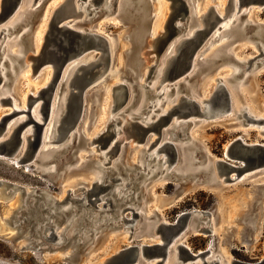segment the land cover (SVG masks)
<instances>
[{
  "label": "rangeland",
  "instance_id": "obj_1",
  "mask_svg": "<svg viewBox=\"0 0 264 264\" xmlns=\"http://www.w3.org/2000/svg\"><path fill=\"white\" fill-rule=\"evenodd\" d=\"M47 1L51 0H46L44 8H47L49 4ZM190 2L189 6L186 0L185 3L183 0H144L141 21L139 19L132 21L118 16L121 6L119 7L117 3L116 8L115 0H111V3H107V0H96L95 3L92 0H78V4L83 9V15L75 16L76 19L69 17L66 20H71L70 25L76 28L80 26L93 29L90 27L98 23L101 30H94L101 32L108 41L107 68L98 79L87 82L80 90L66 84L70 81L68 78L71 79L74 73L70 76L71 73L66 72L62 81L60 82L61 78L58 80L57 84L60 83L57 85L54 99L56 116L48 136L51 137L53 134L52 130H55L57 125L56 120L58 119L60 124L62 118L61 124L66 130V139L52 141L45 145L41 157L36 158L34 162L38 169L24 165L21 159L16 163L11 161V156L4 152L8 146L0 142V190H2L0 191V222L8 228L0 231V264H78L82 258L86 260L83 264H128L134 254L128 246L156 242L152 241L150 236L157 237L158 233L144 235V231L152 229L154 225L150 221H154L157 225L162 217L168 222H173L180 212L192 209L207 211L210 214V220H208L211 226L209 232H190L184 236L183 241L191 252L198 253L205 250L209 252V249H215L214 255L212 253L210 259L208 257L205 259L208 262L220 257V264L229 262V255L232 261L243 262H256L264 257V166L242 170L237 178H235L237 171L231 170L227 175L232 180L225 181L223 177L226 171H224L221 177L217 176V181L213 184L200 183L201 179L207 180L208 175L205 172H201L203 174L201 178L198 177L199 175H193L190 180H182L164 177L167 170L161 172L156 170V174L148 179L146 178L151 173L138 177L136 179L138 183L133 189L130 187L131 184H128V181L132 179L130 175L138 170H144V164L151 172L156 168L160 169L161 159L165 157L162 149L168 142H181L186 145L193 142L195 148H200L195 154L192 146L186 147L187 156L190 159L180 170L184 173L196 171L204 164L209 165L208 158L225 160L224 150L236 137H239L240 143L232 146L233 154L246 160L248 164L264 160L263 154L244 146L264 142V133L259 132L261 125L264 129V123L243 124L238 118L241 116L239 108L244 106L248 107L251 115L257 114L255 117L264 115H258L264 110V56L258 51L259 47L264 51V39L262 40L256 34L259 28L264 30V4L249 3L238 6L237 0H190ZM196 4H198V11L203 9L205 17L212 13V18L207 22L209 26L219 23L231 9L234 10L230 12L237 13V18L228 24L226 39L225 37L218 39L215 36L207 40V26L204 39L200 45L196 46V49L182 50L178 56L179 59L171 68L172 73L182 70V73L176 76L179 78L175 79L177 83L173 84V78L170 81L164 79L160 83H168L166 93L160 96L164 100L148 109V102L155 101L156 93H158L154 84L157 85L160 80L158 68L169 45L166 50L165 46L172 38L175 40L183 36L189 28H196L199 24L196 18L191 25L187 23L190 13H193L195 17L192 7L194 8ZM23 5H26L25 2ZM10 7L11 0H0V20ZM189 7L191 10H187ZM251 7L257 9H252L250 13ZM100 8L105 10L98 16L95 11ZM219 10L222 13L221 16ZM119 13L121 14V11ZM39 18L29 19L27 26L30 33L36 31ZM8 19L9 17L0 21L2 28L7 25L5 22ZM181 22H184L185 26L175 31V27ZM235 24L243 28L241 34L233 37L231 32ZM9 26L14 33L5 40L10 44L18 38V43L12 47L15 49L21 46L19 36L26 27L22 26L14 30V26L10 24ZM154 27H157L158 32L154 36H149V30ZM4 30L9 32L5 27ZM55 36L57 42L66 43L63 35ZM1 38L4 40V37ZM152 39H154L153 44L150 41ZM6 42L3 41V44ZM221 43L223 44L220 51L231 48L235 53L233 57L240 59L244 66H247L245 72L241 74L240 70L236 74L238 76L236 80L230 79L226 83L237 97L235 102L237 112L219 113L210 118L197 115L182 118L175 113L173 114L174 119L176 118L174 126L171 125L172 116L171 120L164 124L159 122L141 126L125 124V129L122 130L124 133L122 131V134L119 133L117 129L123 117L134 112L137 115L136 120L151 114L155 119L167 104L172 106L177 104L178 94L190 95V92L195 90L196 93L202 91L204 95H209V91L214 90L217 78L228 75L232 70L237 71L239 64L224 57H219L217 62L216 60L211 62L209 67L200 68L201 62L205 61L204 63L208 64L209 53L215 51ZM196 50L195 57L199 63L193 70L186 72L191 60L190 56L192 57ZM90 54L92 57L97 55L95 51ZM185 54H187L186 61H181ZM3 55L1 48L0 58ZM27 63V59L23 58L15 64L12 75L9 72L8 78L6 75L3 78L4 81L7 80L4 85L11 94L7 96L10 98L14 96L17 101L15 106L0 103V125L16 116H19L22 123L30 122L27 117V112L33 105H30V98L39 101L40 97H44L43 107L46 105L45 92L53 78L52 68L45 64L33 72L30 67L31 75L26 77L21 71ZM9 65L11 66L12 63L8 61L4 63V71ZM98 68L89 67L84 73L77 74L76 82L87 80ZM134 73H138V79L137 74ZM125 79L143 83L146 88L140 97L136 90V96L131 98L130 95H133V92L130 91L124 101L121 99L119 105L111 109L112 86L116 83H124ZM73 81L75 82V78ZM231 84H235V87ZM185 85L189 87V90L183 88ZM148 87L152 88L153 92L156 90L154 96L150 90H146ZM66 88H68V94L62 110V92ZM143 92H150L152 96L144 97ZM24 96L26 103H24ZM119 112L121 113L117 114ZM113 116L118 120H112ZM36 121L41 123L40 119ZM179 124H182V130L173 139ZM58 128L63 127L58 125ZM166 128L170 130L168 129L167 133L164 131L168 137L164 139L163 130ZM56 132L57 130L54 136ZM68 134L69 137H67ZM153 150H156L154 153L156 158L148 163L146 155L153 153ZM203 153L207 155L205 163H203ZM31 160L26 163H33ZM53 166H56V169ZM111 166H114L113 172L104 176V181H99L103 170ZM39 169L52 172H41ZM130 169H132L131 172L128 171ZM95 175H99V178H93ZM135 177L136 175L133 178ZM209 182L212 181L209 179ZM119 188L125 193L126 191L129 193L130 190V196L119 199L120 194H117ZM114 198L117 199L116 202ZM32 206L38 212L29 208ZM127 207H132L133 210ZM120 209L124 211L121 213ZM60 210L64 211L62 217L50 224L54 213ZM74 210L86 220L92 216L96 219V221L92 219V223L88 224H92V227L86 226L89 228L88 232L85 236L83 235L85 238L80 240L74 229L70 232L71 234L69 233L73 224L71 221L75 219ZM47 213L50 214L49 217ZM143 215L146 221L144 229L141 226ZM122 217L132 220L133 232L137 234L131 235L129 243L125 241L124 235H129L130 228L122 221ZM86 227L80 228V238ZM212 229H214L213 232ZM81 240L84 242L81 243ZM21 241L25 243L31 241L34 244H28L27 247L20 249L18 244ZM222 248L225 251H221ZM120 250L121 252H117ZM61 251H71V254L67 257H59L58 254ZM43 254L47 256L43 258ZM153 260H140L136 264H149ZM197 261L196 257L185 263L205 264L200 260Z\"/></svg>",
  "mask_w": 264,
  "mask_h": 264
},
{
  "label": "water",
  "instance_id": "obj_2",
  "mask_svg": "<svg viewBox=\"0 0 264 264\" xmlns=\"http://www.w3.org/2000/svg\"><path fill=\"white\" fill-rule=\"evenodd\" d=\"M35 1L36 0H31V3L29 5L30 9H29L26 17L20 21H17V23L15 24L14 30H18L22 26L26 27V29L24 31H22L20 36H19V42L22 45V51L28 52L26 56H28L30 58V64H31L30 67H31L32 71L36 72L43 65L47 64L52 68L53 78H52L51 82L49 83V85L47 86V89L45 92V95L47 97L45 107H43L44 97H40L39 101H38L39 102L38 113L40 115L39 119L41 120V123H39L38 121H36V119H34V117L31 114V109H30L27 112V117L29 118L30 122L22 123V121H21L13 129L12 133H10V135L7 138L0 139V142H3L5 145L8 146V148L6 150H4V152L8 153L10 155L12 149H14L18 145L20 129L23 127V125L25 123H30L32 125V137L28 141L25 154L23 155L22 158H20L21 161H24V163L31 157L34 149L36 148V146L38 144L40 128L42 127V125L45 121V117H46L47 112H48V105H49V101H50V96L53 92V89H54L58 79H59V76H60V73H61L63 66L71 60L80 59V58L88 56L92 51H95L97 53L96 56L91 57V59H89L86 63H82L81 65H79V70L77 72H75L70 79L69 85L80 90L84 87V85L87 82L95 81L96 79H98L106 71L107 63H108L107 62L108 61V58H107L108 41L104 37V35L101 32H97L94 29L82 28V30H80V29L74 28L71 25H69L67 23V21H65L67 19V18H65V16L68 12H67V9L64 8L63 6L54 9V12L50 14L48 21H47V26H46L40 47L37 49V51L35 53L30 52V50L32 49V45H33V39H32V34L29 31V26H27V24H28L29 19H32L34 17H36L37 19L39 18V16L41 15V13L43 11L44 6H45V2H46V0H39L38 3H36ZM92 1L94 3L96 2V0H92ZM131 1L132 2L130 5H125L122 7L121 14L119 13L118 16H120L122 19H129L132 21L139 19L141 21L142 18H140V17H141V13L143 10L144 0H141V1L140 0H131ZM183 2L185 3V0H183ZM237 2H238V6L247 5L249 3H256L258 5L264 4V0H237ZM19 4L20 5L23 4L22 0H11V7H10L9 11L4 16H2L3 18H1V19L3 20L4 18L10 16L14 12L16 6ZM104 10H105L104 8H100L99 10L95 11V13H98V16H99L103 13ZM210 18H212V13H209L206 17L205 16L203 17L201 27L194 30V32L192 33L191 36L184 37L181 40V42L179 43V45L176 48L175 54L167 60L166 67H165L164 72H163V78L172 79V78H174L177 75H180L182 73V70L178 71L177 73L176 72L172 73L171 68L173 67L175 62L179 59L178 56L182 53V50L184 48H186L187 50L188 49L194 50V49H196L197 45H200L201 41L204 39L203 36L205 35V30H206L207 26H208V33L212 28V26L211 25L209 26V23H207ZM183 24H184V22H181L179 25H177L175 27V31H178L179 28L181 29ZM260 26H262V25H260ZM246 28H245V30L247 31ZM259 30L261 32V35L264 36V30H262L260 28H259ZM57 34L63 35L66 38V40H65L66 43L62 44L60 42H57V39L55 36ZM140 34H141V32L139 33V35ZM152 40H154V39H152ZM24 41H25V43H23ZM152 44H153V41H152ZM258 51L264 56V51H262L260 49ZM186 55L187 54L182 56L181 61H186V59H187ZM190 58L192 59L191 56H190ZM260 60H262V59H260ZM189 64H190V62H189ZM189 64H188V66H189ZM89 67H99V68L95 73L90 75L87 78V80H85V81L82 80L80 82H76L77 74L84 73V71L86 69H88ZM74 78H75V82L73 81ZM112 88H113V93H112L113 106L111 107V109H114L115 107H117V105H119L121 99H122V101H124L127 98L130 91L133 92V97L136 96L135 92L137 90V82H132L128 79L127 80L125 79L124 83L123 82L122 83H116L112 86ZM146 95L150 96L149 93H146ZM186 98L187 99H183L180 102V104L177 105V107H174V109H172L170 112L171 113L175 112V113H177V115L179 117H182V118L185 117L186 115H188L189 113L191 114L193 112L197 113L199 115H204L205 117H212L215 114L224 113L225 111H227V109H229L230 100H229L227 90H226L223 83H218L217 89L214 93V99L212 102L213 103L212 107H209L206 110L201 109V110L197 111L196 101L193 100L191 97H186ZM10 101H11V98L7 95L0 97V103L10 104ZM36 101L37 100L35 98H30V103H31L30 105H32ZM170 112H167L165 114H159L155 119H153L147 123H141L140 120H136L137 115L133 114L132 117L130 118V121H128L127 126H130V125H135V126L149 125V124L156 123V122H159V124L168 123V120L170 118ZM120 113L121 112H119L117 114H120ZM242 117H244L245 121L251 120L250 115L248 116V115L243 114ZM238 118L240 119L241 123H243V124L246 123L241 119V117H238ZM115 119H116V117H115ZM115 119H112V120H115ZM61 121H62V118H61ZM256 121L263 124L264 123V115L260 119H257ZM5 124H6V122H3L2 125H0V133L2 132ZM180 131L181 130H179V129L176 130L174 132L175 136L173 138H176V135L178 133H180ZM259 132L261 134L264 133L263 126L261 127ZM237 143H240L239 137L232 139L228 143V145H227V147L223 153V157H225V160H223V159H216L215 160V170L217 171V173L223 174L224 171H226V175H225V177H223L224 181L225 180H232V178L228 177V175H227L231 170L237 171V173L235 175V178H237V177H239L242 170H245L247 168L249 169L251 167H262V166H264V160L263 159L255 162L253 164H248V163H246V160H243L239 156L233 154L231 152V148L233 145H235ZM244 146L245 147H251V148L257 150L259 153L263 154V156H264V142L254 143L251 145H244ZM175 148L176 147L172 142L166 143V145L163 147L162 150H163L164 154L166 155L167 163H170L172 160L178 158L179 151H177V149H175ZM29 166L32 167L31 164ZM114 166H115V164H114ZM114 166L106 167V169L103 170L102 176L100 177L99 181H101V182L104 181V179H105L104 176L109 175V173L111 174L113 172ZM124 168L127 169V167H124ZM128 171L131 172L132 169H130ZM120 173H122V171H120ZM137 174L138 175L135 178H132L129 180V183L131 184V186H130L131 189L136 187V184L138 183V182H136V179L140 176H143L142 173L137 172ZM154 174L155 173H152L146 179L153 176ZM193 175H196V174L195 173L183 174V173L175 172L171 169L169 172H166L164 174V177H168L170 179H182V180L188 179V180H190ZM198 175H199V178L203 177V174H201V173L197 174L196 176H198ZM215 182L203 181V179H201L200 183H211V184H213ZM131 198H132V196H131ZM119 199H120V197H119ZM116 200L117 199L114 198L115 202H116ZM29 208L31 210L37 211V209L34 206L29 207ZM127 208L133 210L132 207H127ZM53 211H55V209H53ZM74 212L75 213L73 215L76 214L75 210H74ZM63 214H64L63 210L56 211V213H54L53 219H52L50 224L57 221L58 218L62 217ZM49 216H50V214L47 213V217H49ZM209 216H210V214L207 211H202V210L200 211V210H193L192 209L190 211L180 212L178 215H176L173 222H168V221L159 222L157 225V231H158V235L160 237L161 242L160 243L153 242V243H150L147 245L146 244H140V245L128 246V248H130V250H132L134 253L133 258L128 262V264H132L134 261H136L138 249H141V255H142L144 260L154 259L153 264H162L163 260L165 258V254H166V246H167L168 242L173 237H175L177 235L183 236V235H186L187 233H190V232H201L202 233V232H207V231L209 232L210 231L211 224L208 220ZM158 218H160V217H158ZM122 220L123 221H129L130 219L122 218ZM84 222H87V220L85 218H82V216L80 215L78 220H77L76 226H78V227L83 226ZM128 227L130 228V226H128ZM70 234H68V235H70ZM128 234H129V238L131 237V235H133V236L137 235V234H134L133 228L130 232H128ZM78 240H79V238H78ZM82 242H84V241H81V243ZM28 244L33 245L34 243L31 241H28L27 243H25L24 245H20L19 247H20V249H23V248L27 247ZM176 247H177L178 258L182 262L185 261L186 259H188L190 261L193 257L196 256V254H203V253L208 252L207 250H205L203 252L193 253L183 243H178ZM117 252H121V250L117 251ZM138 261H140V260H138ZM178 264H180V263L178 262ZM186 264H191V263L189 262ZM211 264H216V262H213ZM228 264H264V257L257 260L256 262H243V261H238V260H233V261L231 260L230 263H228Z\"/></svg>",
  "mask_w": 264,
  "mask_h": 264
},
{
  "label": "bare ground",
  "instance_id": "obj_3",
  "mask_svg": "<svg viewBox=\"0 0 264 264\" xmlns=\"http://www.w3.org/2000/svg\"><path fill=\"white\" fill-rule=\"evenodd\" d=\"M39 0H36L35 2H38ZM85 1V0H84ZM187 2H188V4H189V6H190V4H191V2H190V0H186ZM25 2V6L22 4V5H17L16 6V8H15V10H14V12L10 15V16H8L9 17V19L5 22L7 25H5L4 27L5 28H7V30L9 31V32H7V31H5L4 30V27L2 28L1 26H0V49L2 48V52H4V55L2 56V58H0V97H2V96H4V95H11L10 94V92L7 90V88H5V83L7 82V80L6 81H4L3 80V78H4V76L6 75L7 76V78H8V73L10 72V74L12 75V71H13V68H14V66H15V64L16 63H19L20 61H22L23 60V58L24 59H27V61H28V63L26 64V66L22 69V71H21V73L22 74H24V75H26V77H30V75H31V73H30V71H29V68H30V58L28 57V56H26V52H23L22 51V45L20 46V47H18V48H15V49H12V47H15V45L18 43V38H17V40H14L12 43H8V42H6V40H5V38L6 37H8L9 35H12V33H14V31L11 29V27L9 26V24L10 25H12V26H14L13 28H15V24L17 23V20L18 19H20V20H22V19H24L25 17H26V15H27V13H28V11H29V9H30V7L28 6V5H30V3H31V0H22V3H24ZM47 2H49V1H47ZM62 2H64V3H62ZM62 3V4H61ZM107 3H111V0H107ZM117 3H118V6L120 7L121 6V8H120V10H119V12L121 11V9H122V7L123 6H125V5H130L131 4V1L130 0H115V6H116V8H117ZM144 5V4H143ZM197 5L198 4H196L195 6H194V8L192 7V10H193V12H195V17H194V15H193V13H190V18H189V20H188V24L190 23V25L193 23V21H195V18L198 20V25H197V27L196 28H189V30H187V32H186V34H184L183 36H180L179 38H176L175 40L173 39H171L168 43H167V45L165 46V50H166V48H167V46L169 45V47L167 48V50H166V52L163 54V58H162V63H161V65L159 66V68H158V74H159V76H158V78H160V80H158V78L156 79V80H158V84L156 85V84H154V86H156V90H158L157 92L158 93H156V100L155 101H150V102H148V104H147V108L149 109V108H152V107H154V106H156V105H158L159 103H161L164 99H163V97L162 98H160V96H164V94L166 93V89H167V87H168V83H165V84H160L164 79H166V80H168V81H170L171 79H168V78H163V72H164V69H165V67H166V63H167V60L171 57V56H173L174 54H175V51H176V48H177V46L179 45V43L181 42V40L184 38V37H189V36H191L192 35V33L194 32V30H196L197 28H199L200 26H201V24H202V19H203V17H204V14H203V9H201V10H199L198 11V9H197ZM215 5H216V7H217V3H215ZM28 6V7H27ZM57 6H59V7H64V8H66L67 9V14H66V16H65V18H69V17H72V19H73V17L75 18V16L77 17V16H80V15H83V9L80 7V4H78V0H51L50 2H49V4H48V6H47V8H44V11H43V13H42V15H41V17L39 18V22H38V24H37V29H36V31L34 32L35 33V35H34V33H32L31 32V34H32V39H33V45H32V49L30 50V52H32V53H35L36 51H37V49L40 47V45H41V41H42V38H43V35H44V32H45V29H46V26H47V21H48V18H49V16H50V14L51 13H53L54 12V9H56V8H58ZM208 6V5H207ZM209 6H210V4H209ZM208 6V7H209ZM207 8V7H206ZM229 9V8H228ZM252 9H257V8H255V7H251V8H249V12L251 13V11H252ZM116 10V9H115ZM188 10H191V8L189 7V9ZM204 10H206V9H204ZM232 10V9H231ZM230 10V11H231ZM234 10V9H233ZM232 10V11H233ZM227 12V14H225L224 16H223V18L219 21V23H215L213 26H212V28H211V30L209 31V33H208V38H207V40H209V38L211 37V38H213V37H215V36H217L218 37V39H220V38H223V37H225V39H226V37H227V26H228V24L233 20V19H235V18H237V13L236 12ZM119 12H118V14H119ZM191 12V11H190ZM219 12H220V16H221V11L219 10ZM224 12V11H223ZM205 13V12H204ZM8 17H6V18H4L3 20H0V21H4L5 19H7ZM76 19V18H75ZM19 20V21H20ZM65 21H67V23L70 25V22H71V20H65ZM73 21V20H72ZM74 23V22H73ZM239 24V23H238ZM238 24H235V25H233V29H232V35H233V37H236V35H239V34H241V32H242V28H239L238 27ZM245 25V24H244ZM243 25V26H244ZM183 26H185V24H183ZM72 27H74V28H76L75 26H72ZM80 27V26H79ZM79 27L77 26V29H79ZM90 28H93V29H96V30H101L99 27H98V23L97 24H95V25H93V26H91ZM152 30H149V32H148V34H149V36H154V34L155 33H157L158 31H157V27H154V28H151ZM80 30H82V27H80ZM24 31V30H23ZM256 34H258L259 35V37H261L262 38V40L264 39V36L263 35H261V32H260V30L258 29L257 30V33ZM138 36V35H137ZM1 37H4V40H2L3 38H1ZM135 37H136V35H135ZM206 40V41H207ZM3 41L4 42H6V43H4L3 44ZM150 41H153V40H150ZM151 43V42H150ZM263 43H264V41H263ZM223 43H221L219 46H217V49H215V51H212L211 53H209V55H208V57H209V60L207 61L208 62V64H205L204 62L205 61H203V62H201L200 63V68L202 67V68H206V67H209V64L212 62L213 63V61H215L216 60V62L218 61V59H219V57L221 58V57H224V58H227V59H229V60H232V61H234L235 63H237V64H239V68H237V71L235 70V71H231L228 75H222V77H219V78H217V83H216V85H215V87H214V90H210L209 91V95H204L203 94V92L201 91V92H199V93H196V91L195 90H193L192 92H190V95H186V94H184V95H179L178 94V96H176V102H177V104L176 105H174V106H172V104H167V106H165V108H162V110H160V114H165V113H167V112H170L172 109H174V107H177V105H179L180 104V102L183 100V99H187L186 97H191L193 100H195L196 101V103H197V111L198 110H201V109H203V110H206L207 108H209V107H212V102H213V99H214V93H215V91H216V89H217V85H218V83H223L224 84V86H225V88H226V90H227V93H228V96H229V100H230V103H229V109H227V111H225V112H229V113H233V112H237L238 110H237V107H236V105H235V102L237 101V97H236V95L233 93V91L230 89V87L226 84L227 83V81H230V79L233 81V80H236L237 78H238V76L236 75L238 72H240V70H241V74L243 73V72H245L246 70L245 69H247V66H244V63H242V61L240 60V59H237V58H235V57H233V55L235 56V53H234V51H232V49L231 48H228V49H226V51H220V48H221V45H222ZM202 45V44H201ZM257 46H258V44H257ZM261 46V45H260ZM259 47V46H258ZM259 49H260V47H259ZM198 50V49H197ZM197 50L196 51H194V53H193V56H192V59H191V61H190V64H189V66H188V68H187V70H186V72L188 71V70H193V68H195L197 65H198V63H199V60H196V57H195V54H196V52H197ZM260 50H262V49H260ZM223 52V53H222ZM21 53V54H20ZM172 54V55H171ZM22 56V57H21ZM91 54L90 55H88V56H86V57H83V58H80V59H75V60H71V61H69V62H67L64 66H63V68H62V70H61V73H60V76H59V79L58 80H60V78H61V80H60V82L62 81V79H63V76H64V74L66 73V72H70L71 74H70V76H72V74L73 73H75V72H77L78 70H79V65H81L82 63H86L89 59H91ZM207 57V56H206ZM212 57V58H211ZM236 57H238V58H240L239 56H236ZM211 58V59H210ZM216 58V59H215ZM6 61H8V62H11L12 63V65L10 66L9 65V67H7V70H5L4 71V63L6 62ZM16 63H15V62ZM215 62V63H216ZM156 63H157V60H156ZM15 69H17V67L15 68ZM157 71V70H156ZM135 72V71H134ZM191 72V71H190ZM135 74V73H134ZM137 74V79H138V73H136ZM135 74V75H136ZM143 75V73L140 75V78H139V80H141V76ZM174 79V81H173V84L174 83H177V82H175L176 80H178L179 78H173ZM176 79V80H175ZM68 80H70V78H68ZM138 80V81H139ZM58 82V81H57ZM59 82V83H60ZM70 82V81H69ZM3 83V84H2ZM59 83L57 84L56 83V85H55V87H54V89H53V92H52V94H51V96H50V101H49V105H48V112H47V115H46V117H45V121H44V123H43V125H42V127L40 128V134H39V141H38V144H37V146H36V148L34 149V151H33V153H32V155H31V157L27 160V161H29V160H31L32 158H34V159H32L31 161H33V163H26L25 162V164L24 165H26V166H29L30 164L34 167V168H36V169H38L37 168V166H35L34 165V162H35V159L36 158H39V157H41L40 155H41V153L43 152V150H44V147H45V145L47 144V143H52V141H65V137H66V135H65V133H66V130H65V128H64V126L61 124V121H60V124H58L59 123V120L57 119L56 120V122H57V125L55 126V130H52V132H53V134L51 135V137H49L48 136V133L51 131V127H52V122L55 120V116H56V104H55V102H54V99H55V97H56V88H57V85H59ZM66 84H69L68 82H66ZM172 84V85H173ZM179 84H180V81H179ZM233 87H235V84H231ZM69 87H71L70 85H69ZM146 87L143 85V83H137V91H138V93H139V97L142 95V91H144V89H145ZM184 89H188L189 90V87L187 86V85H185L184 87H183ZM146 90H150L151 92H152V94H153V96L155 95L154 94V92H156V90H154V92H153V89L152 88H149L148 87V89H146ZM150 93V92H149ZM67 94H68V88H66V90H64V92H62V110H63V107H64V102H66V98H67ZM151 94V93H150ZM149 94V95H150ZM132 95V94H131ZM130 95V97L132 98L133 97V95L131 96ZM143 95H144V97H146L147 95H146V92H143ZM150 96H152V95H150ZM129 97V98H130ZM163 99V100H162ZM132 100V99H131ZM16 99L14 98V96H13V98H12V96H11V101H10V105L11 106H15V104H16ZM130 102V101H129ZM24 103H26V100H25V96H24ZM128 103V102H127ZM38 105H39V102L38 101H36V102H34L33 103V105H32V107H31V114H32V116L34 117V119H36V120H39V118H40V115H39V113H38ZM112 111V110H111ZM154 111V110H153ZM239 111L241 112L240 114H241V119L244 121V122H246V123H244V124H250V123H260V122H257L256 120L257 119H260L261 117H255L254 115H251L249 112V109H248V107L247 106H244V107H241V108H239ZM63 112V111H62ZM140 112V111H139ZM138 112V113H139ZM224 112V113H225ZM228 113V114H229ZM133 114H136V113H131L130 115H128L127 117H123L122 118V120L120 121V127L117 129V130H119L120 132L119 133H121V131L123 130V129H125V124H127L128 123V121H130V118L132 117V115ZM173 114H175V112H173V113H171L170 112V118H169V120H168V122L171 120V117L173 116ZM197 113H189L188 115H196ZM243 114H245V115H250V117H251V120H246L245 121V119H244V117H242L243 116ZM262 114H264V110L261 112V113H259L258 115H262ZM159 115V114H158ZM188 115H186V116H188ZM178 116V115H177ZM176 116V117H177ZM185 116V117H186ZM197 116H200V117H203L204 115H199V114H197ZM21 117H23V116H21ZM205 117V116H204ZM184 118V117H183ZM206 118V117H205ZM210 118V117H209ZM112 119H115V117L113 116L112 117ZM117 119V118H116ZM139 119V118H138ZM154 118H153V114H151V115H149V116H142V118H140V121H141V123H147V122H149V121H151V120H153ZM174 119V116H173V118H172V121H171V125L172 126H174V123H175V119ZM118 120V119H117ZM22 120H20L19 119V116H16V117H14V118H12V119H10L9 121H7L6 122V124H5V126H4V128H3V130H2V132L0 133V139H4V138H7L9 135H10V133H12V131H13V129L21 122ZM112 121V120H111ZM58 125L60 126V127H63V128H58ZM182 125V124H181ZM181 125L179 124L178 125V129L179 130H182V127H181ZM177 127V126H176ZM262 127V126H261ZM126 128H127V126H126ZM171 128V127H170ZM170 128H166L164 131H165V133H167L166 131L169 129L170 130ZM121 129V130H120ZM177 129V130H178ZM57 130V132H56V134H55V136H54V133H55V131ZM164 131H163V135H165V133H164ZM122 133H124L123 131H122ZM121 133V134H122ZM32 137V125L31 124H29V123H25L24 125H23V127L20 129V131H19V142H18V145L14 148V149H12V151H11V153H10V156H11V161L13 160L15 163L16 162H18L19 161V159H20V157H21V155H23V153H24V151H25V149L27 148V144H28V141H29V139ZM67 137H69V134L67 135ZM171 138H172V134H171V136H170ZM168 137H167V134L164 136V139H167ZM174 139V138H173ZM174 145H175V149H177V151H179V153H178V158H176V159H174V160H172L170 163L171 164H169V163H167V161H166V155L164 154V152H163V154H164V156L165 157H163L162 159H161V167H160V169H158V168H156L154 171L152 170V172H151V170H147L146 169V164H144L143 165V169L145 170H138L137 172H139V173H142L143 175L144 174H146V173H155L156 174V170H160V172L161 171H163V170H167V172H169L171 169L173 170V171H175V172H178V173H183V174H186V173H195L196 175L198 174V173H201V172H205L208 176H207V180H205V179H203V181H208L209 182V179L212 181V182H215V181H217V176L218 177H221V175H223V174H220V173H217V171L215 170V158H211V159H209L208 158V161H209V165H203V167H201L200 169H198V170H192V171H185V173L184 172H181L180 170L182 169V166L183 165H185V162L187 163V161H189V157L187 156V150H186V147L187 146H192L193 148H194V150H195V154H196V150L197 149H200L199 147H197V148H195V144L193 143V142H190L189 144H184V143H173ZM63 147V146H62ZM156 151V150H155ZM155 151L153 150V153H151V154H147L146 155V159L148 160V163L151 161V160H153V159H155L156 158V155H154V153H155ZM57 152V151H56ZM59 152V151H58ZM1 154V153H0ZM47 155H49V153H47ZM53 155H54V153L52 154V157H53ZM58 156V155H57ZM206 154L205 153H203V156L202 157H204V160H203V163H205L204 161H205V158H206ZM149 157H151V159H148ZM37 160V159H36ZM158 160H160V158L158 159ZM157 160V161H158ZM167 163V164H166ZM181 163V164H180ZM190 164L192 163V159H191V162H189ZM210 163L213 165V167H212V165H210ZM172 165V166H171ZM163 166V167H162ZM178 167H180V168H178ZM53 168L54 169H56V166L54 167L53 166ZM138 168V167H137ZM141 168V167H140ZM178 168V171H176V169ZM53 169V170H54ZM147 170V171H146ZM39 171H41V172H47V173H51L52 171H44V170H40L39 169ZM137 172L135 173V174H132V175H130L132 178L136 175H138L137 174ZM213 173V174H212ZM102 176V175H101ZM199 177V176H198ZM93 178H99V175H95V177H93ZM200 180V179H199ZM201 181V180H200ZM199 181V182H200ZM221 181L223 182V179H221ZM128 184H129V181H128ZM128 184H126V186L128 185ZM6 190V189H5ZM0 191H2V190H0ZM121 191V192H120ZM120 194V198L121 199H124V198H127L128 196H130V193H131V191L129 190V193H127V191H126V193L125 192H123V189H118V191H117V194ZM118 194V195H119ZM119 197V196H118ZM2 199V198H1ZM4 199H5V197H4ZM3 199V200H4ZM130 199V198H129ZM13 204V203H12ZM121 211H124L123 209L121 210L120 209V211L119 212H121ZM122 213V212H121ZM79 216H80V213L79 214H75L74 215V217H75V219H73L71 222L73 223L72 224V228L70 229V231H69V233L70 232H72L73 231V229H74V231H76L77 232V235H78V238H79V240L80 239H83V238H85L84 236H85V234H87V232H88V227H86L88 224H90V223H92V219L93 220H95L96 221V219L94 218V216H92V217H89L88 219H87V222H84L83 224V226H80V227H78V226H76L77 225V220H78V218H79ZM96 217V216H95ZM123 218V217H122ZM142 219H143V221H142V229H144V225H145V215H143L142 216ZM160 219V218H159ZM210 220V219H209ZM123 221V220H122ZM166 220L165 219H163L162 217H161V221L159 220V222H165ZM124 223H127V226H130V231L132 230V228H133V226L132 225H134V224H132V220L130 221H123ZM122 222V223H123ZM152 224H154L153 226H152V229H150V230H143L144 231V235H155V234H157L158 233V231H157V225H158V223H157V225H155V223H154V221H150ZM210 222V221H209ZM211 222H212V219H211ZM10 224V223H9ZM89 227H92V224L91 225H88ZM81 227H86V230L81 234V237L82 238H80L79 237V230H80V228ZM6 226H5V224L4 223H1L0 222V231H5L6 230ZM8 229V228H7ZM217 229V228H216ZM141 230H139V232H140ZM212 232L214 231V229H212L211 230ZM216 231V230H215ZM138 233V232H137ZM84 235V236H83ZM89 235V234H88ZM184 236L185 235H183V236H181V235H177V236H175V237H173L169 242H168V244H167V246H166V254H165V258H164V260H163V263L162 264H178V262L180 263V264H186L185 262L188 260V259H186L185 261H180L179 260V258H178V253H177V244L178 243H183L184 245H186L185 243H184V241H183V239H184ZM153 237V238H152ZM182 237V238H181ZM132 238V237H131ZM150 238H151V240L153 241V240H155L156 242L155 243H160L161 242V240H160V237H159V235L157 236V237H154V236H150ZM181 238V239H180ZM124 239H125V241L126 242H131V240H130V238H129V235H124ZM179 240V241H178ZM82 241V240H81ZM84 241V240H83ZM154 242V241H153ZM151 243V242H150ZM25 244V242L24 241H21V243H19L18 245L20 246V245H24ZM187 246V245H186ZM188 247V246H187ZM189 248V247H188ZM174 250V251H173ZM221 250V249H220ZM64 251V250H63ZM173 251V252H172ZM216 250L215 249H209V252H206V253H203V254H196V256L195 257H193L191 260H194V258H196L197 257V260L199 261H201V263H209V264H211V263H213V262H216V264H220L219 263V258L220 257H217L216 259H212L211 261H208L207 262V260L205 259V257H211L212 255H214V253L213 252H215ZM221 251H225V249L224 248H222V250ZM213 253V254H212ZM69 254H71V251H67V252H60L59 254H58V256L59 257H67V256H69ZM210 254H212V255H210ZM47 256V254H43V258L44 257H46ZM200 257V258H199ZM202 258V259H201ZM210 259V258H209ZM229 262H227V263H225V264H228V263H230V261H231V259H232V257H231V255H229ZM138 260H144L143 259V257H142V255H141V249H138V251H137V258H136V261H134L133 263L134 264H136L137 262H139ZM150 261V260H149ZM197 261V262H198ZM86 262V260L84 259V258H82L80 261H79V263L78 264H83V263H85ZM149 264H153V262L152 263H149ZM191 264H193V262L191 263ZM197 264H199V263H197Z\"/></svg>",
  "mask_w": 264,
  "mask_h": 264
}]
</instances>
